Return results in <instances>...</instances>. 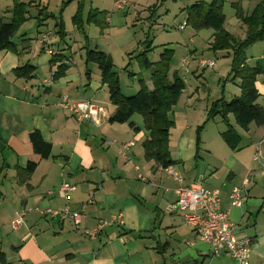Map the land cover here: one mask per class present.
I'll return each instance as SVG.
<instances>
[{"label": "crops", "instance_id": "obj_1", "mask_svg": "<svg viewBox=\"0 0 264 264\" xmlns=\"http://www.w3.org/2000/svg\"><path fill=\"white\" fill-rule=\"evenodd\" d=\"M70 2L71 0H58L51 5L50 0H0V22L14 19L16 5L23 9L22 17L25 19L13 34L11 45L0 50V264H148L145 259L151 260L152 251H157L158 254V259L156 257L153 264L201 262L207 246L197 241L193 246H188L187 242L194 240L192 230L184 224V228L174 226L175 219L182 218L179 212L171 209L177 199L180 184L167 178L161 172L159 164L145 157L143 142L148 138L149 132L143 128V119L139 125L130 120L138 131L131 129L127 123H110L108 119L113 115L115 107L109 100L106 86L101 82L98 66L95 62L87 61L85 56L84 68L79 73L75 70L76 64L70 51L59 45L66 35L67 15H63L62 19L61 13L57 15L54 10L63 13L71 5ZM50 8H53L51 12L48 11ZM76 10L78 11L77 8ZM92 10L99 11L98 8H90L88 13ZM77 11L69 21L71 19L73 27L83 33L84 25L88 23L87 18L81 9L80 21L77 18L76 22L73 21ZM108 21L107 14L106 22L109 26ZM48 24L52 31H47ZM45 32L51 33L48 45L57 51L58 58L63 60L61 63H51L54 57L47 54L39 43L40 35ZM87 42L85 40V47ZM85 49L86 52H104L111 57L107 47L101 48V45ZM149 50L151 49H146V53ZM245 53L246 65L261 70L254 80V87L258 92L255 103L264 109V43L253 44ZM139 56L137 59L140 63ZM67 61L69 63L65 64ZM89 63L95 65L93 69L96 74L88 69ZM61 65L62 73L58 74ZM24 66L33 67L29 77L17 73ZM53 73L56 78L51 79ZM218 76L222 74L218 73ZM145 81L147 88L151 89L150 76ZM232 82L235 85L232 86L230 98H235L240 96L241 90L238 80ZM138 86L139 83L132 89L138 91ZM64 96L70 103L87 100L100 107V125L94 126L90 121L77 122L72 113L61 106V98ZM172 110L168 114L170 120H173L171 115L175 122L176 117L187 116ZM228 116L227 122L231 125ZM231 126L239 136L240 131L247 135L246 149L255 150L261 142V153L264 154V124L251 123L247 130L237 125ZM186 128L188 129L187 126ZM33 131H38L42 139L51 145V153L46 159H40L33 153L29 142V134ZM95 132L99 136L100 148L94 147ZM218 132L216 135L220 137L223 131ZM107 140L115 141L116 145L128 142L133 145L125 150V158L119 155L117 146L107 144ZM169 144L170 132L168 155L174 162L172 166L185 174L181 186L205 182L209 184L207 186L218 189L221 210H227L229 218L233 209L239 212L238 220H231L233 233L237 237L247 236L251 239L249 264H264V241L258 239L257 233L250 227L247 231L239 229L243 210L248 212L251 210L250 206H256L257 212L264 214L263 194L260 202H250L252 199L248 200L249 193L255 186L251 188L249 181L245 179L239 185L243 186L248 181V197L242 205L243 209L231 208L228 195L231 188L237 185L223 188L218 176L204 178L196 172L187 173L184 169V165L190 160L194 159L197 163L195 153L200 149L201 142L195 137L184 135V130H180L176 144ZM239 153L232 150L229 154L231 161L228 167L226 165L227 182L230 179L231 182L234 181L235 164L240 162ZM28 161H35L37 164L30 175L25 172ZM134 164L152 184L136 179ZM63 182L73 185L74 191L66 195L60 192L59 187ZM215 182H218L219 187L212 185ZM261 185L264 191V181ZM89 199L91 204L87 203ZM246 203L249 204L245 206ZM65 205L73 211H81V223L78 227L73 226L68 219L59 220L57 217L43 221L37 213L26 221L22 219L17 228L12 227L19 212L27 206L62 208ZM118 213L122 214V226H108L95 239L82 234L83 229L93 228L100 220ZM166 214L169 218L167 223H163ZM8 227L11 233L6 232ZM175 236L184 238L182 242L185 246L178 249V254L173 250ZM166 254L173 257H165ZM233 263L227 255L213 261V264Z\"/></svg>", "mask_w": 264, "mask_h": 264}, {"label": "rangeland", "instance_id": "obj_2", "mask_svg": "<svg viewBox=\"0 0 264 264\" xmlns=\"http://www.w3.org/2000/svg\"><path fill=\"white\" fill-rule=\"evenodd\" d=\"M57 1L50 0V3L52 5ZM67 1L65 0V2ZM114 1L71 0L69 3L71 5L63 13L60 10H54L57 15L61 13L62 19L63 15H67L66 35L63 40H60L59 45L65 47L72 54L77 68L75 70L81 73L84 68L85 48L92 49L98 45H101V48L107 47L109 52H111L114 71L118 76L121 92L124 96L129 97L137 91L135 88L138 85V78L142 77L145 81V79L149 78L151 72V69L143 68L140 65L137 57L148 46L151 50L146 54L151 62L158 59V55L163 48L172 49L173 56L168 78L171 79L172 73L176 72L184 83V89L181 91L177 105L174 106L172 112L184 113L187 116L176 117L175 122L174 116L171 115L175 124L171 125L169 129V145L174 146L176 144L177 134L180 130H184V135L188 137L198 138V142H201V145L196 152L197 154L195 153L197 155V163L194 162V159L186 162L184 165L185 171L187 173L196 172L203 175L204 178L218 176L220 183H223V188L231 185L239 186L242 181L247 179L251 188L255 186L254 190L249 193L248 200L252 199L250 202L254 200L260 202L262 194L264 196V191L261 189L263 187L261 183L264 181V154L260 153L258 162H253L252 155L254 150L246 149L247 135L240 131L242 140L239 148L234 149V151L240 152V162L238 161L239 164H235L236 176L234 181L231 182L230 179V182H227L228 169L226 165L228 167L231 161L229 154L232 149L227 147L220 137L216 135L218 131L226 129V123L220 115L210 119L207 113L213 102L221 98L225 101L232 99L230 96L232 95V86L235 84L233 85L230 77H228L231 52L229 50L211 49V43H213L215 35V32L211 29L195 30L188 24L183 31L178 30L179 24L185 19L187 6L196 1L209 3L212 0H125L121 8H116ZM258 4H260V0H223L221 12L224 22L222 29L233 37L244 38L245 27L239 16L250 15ZM76 8L84 10L83 15L85 18H87L90 8H98L99 11L104 10L108 14V28L103 33H100L101 31L96 25L86 23L84 32H78L71 24L72 20L70 19L69 21V18L77 11ZM52 9L50 8L48 11L51 12ZM31 22H33L32 19ZM50 24H48L49 29L47 31H52ZM85 40H88L86 47ZM183 59H187L186 64H182ZM199 60H210L214 63V67L201 69L198 66ZM87 66L91 73L96 74L93 69L94 64L89 63ZM218 73L222 74V76H218ZM133 87H135L134 90L132 89ZM228 119L231 125H236L232 114H229ZM141 120L142 118L139 114H134L131 118L135 125H139ZM94 134L96 137V141H93L94 147L100 148L98 146L99 136L96 132ZM89 140L91 141V137ZM120 145L117 144L116 146ZM260 150L263 151V148H260ZM225 160H228L227 163L223 162ZM174 169L184 178L185 174L182 170L179 168L177 170L176 167ZM206 184L203 182L202 186L208 189H215ZM212 185L219 187L218 182ZM247 204L249 203H246L245 206ZM245 206L243 207L245 208ZM30 207L27 206L25 209L27 210ZM250 209L252 212L251 210H248V212L242 211L243 218L240 221L239 229L247 231L248 227H250L252 231L254 230L257 233V238L264 241V214L257 212L256 206H250ZM33 214L35 213L26 214L23 220L26 221L30 216H36ZM41 218L46 221L45 219L49 217L41 216ZM168 218L169 215L166 214V219L163 223H167ZM230 218V222L231 220L237 221L239 218L238 210L233 209ZM183 224L181 217L175 219L174 226L176 228H184ZM162 228L164 229V226ZM6 232L11 233L12 231L8 227ZM174 239L173 250L175 254H178V249L184 248L182 242L184 238L175 236ZM152 252L154 255H151V260L147 261V258L145 259L148 264H153L156 257L158 259L157 251ZM207 252L208 247L204 255ZM165 257L171 259L173 256L166 254Z\"/></svg>", "mask_w": 264, "mask_h": 264}, {"label": "trees", "instance_id": "obj_3", "mask_svg": "<svg viewBox=\"0 0 264 264\" xmlns=\"http://www.w3.org/2000/svg\"><path fill=\"white\" fill-rule=\"evenodd\" d=\"M223 0H212L209 3L196 1L186 7L185 20L195 30L211 29L215 32L214 41L211 43L212 50H229L231 52L230 72L228 77L231 81L238 80L241 90L240 96L225 101L217 100L212 103L208 117L213 119L220 115L226 123V129L220 134L222 141L230 149H236L241 138L238 133L227 122V115L232 114L235 124L241 129L247 130L251 123L256 125L264 124V109L255 102L258 92L254 87L255 77L261 73L257 67L249 68L246 65V50L257 42L264 43V0H260L253 12L248 16H239L245 27V36L240 39L227 34L223 29L224 18L221 12ZM21 6L14 8V19L10 22H0V50L11 45V38L18 27L25 21L22 17ZM81 9L78 8L74 16L80 21ZM107 13L92 10L87 15V22L96 25L100 31L107 28ZM149 46L147 47V49ZM173 50L163 48L156 62H150L146 58V51L139 57L143 68L151 69L150 81L152 88L148 89L142 77L138 78V91L132 96L126 97L122 94L119 79L114 71V65L109 55L100 51L87 50V61L95 62L101 73V82L108 91L110 102L114 105L115 111L108 119L110 123H127L128 126L138 131L139 129L130 122L134 114L141 115L143 128L149 132L148 138L143 142L144 154L147 159L153 160L161 167L174 165L168 155V134L173 121L168 114L176 105L184 83L176 72L172 73L171 79L168 73L171 66ZM58 56H54L51 63H61ZM61 65L58 74L62 73ZM33 67L24 66L17 70L23 77H29ZM56 74H52V79ZM198 141V138H196ZM29 142L33 153L40 159H46L51 153V145L45 142L38 131L29 134ZM35 161H28L25 172L30 175L36 168ZM1 259V255H0Z\"/></svg>", "mask_w": 264, "mask_h": 264}, {"label": "built area", "instance_id": "obj_4", "mask_svg": "<svg viewBox=\"0 0 264 264\" xmlns=\"http://www.w3.org/2000/svg\"><path fill=\"white\" fill-rule=\"evenodd\" d=\"M125 0H115L114 6L121 8ZM187 26L184 19L179 24L178 30L183 31ZM52 35L50 32L42 33L38 39L43 49L52 57L57 56V51L52 50L48 44ZM69 61L65 62L68 64ZM187 63V59H183L182 64ZM198 66L201 69L214 67V63L210 60H199ZM52 79V77H51ZM61 106L72 113L75 120L79 123L83 121H90L94 126H99L101 121L98 115L102 114V109L90 101L81 100L75 103L67 101V97L61 98ZM107 144L116 145L115 141L107 140ZM260 144H257L252 155L253 161H258L260 158ZM133 145L132 142L122 144L117 147L119 155L127 157L125 150ZM134 170L137 173L136 179L142 183H151L144 172L134 164ZM161 172L167 177L171 178L178 184H182V177L173 166L161 167ZM152 184V183H151ZM248 181H245L243 186H234L231 188L228 198L230 207L242 208L245 203L248 193ZM75 187L69 183L63 182L59 190L63 194L73 192ZM177 199L172 205L171 209L179 212L185 226H188L193 234L194 240L187 242L188 246H193L197 241L208 247L207 254L203 255L201 262H194L190 264H213V261L223 255H227L234 264H249L251 255V239L247 236L236 237L233 233V224L229 220L227 211L220 208V192L218 189H208L202 186L201 183H192L188 186H179L177 189ZM91 204V200L87 201ZM28 213H37L42 217L58 218L59 220H70L73 226L78 227L81 223V211L71 210L67 205L62 208H28L20 212L18 219L12 224L13 228H17L22 223L23 217ZM122 226V214L118 213L112 215L105 220H100L93 228H86L82 230V234L88 238L95 239L108 226Z\"/></svg>", "mask_w": 264, "mask_h": 264}]
</instances>
